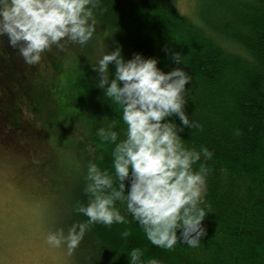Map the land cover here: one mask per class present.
I'll use <instances>...</instances> for the list:
<instances>
[{"label": "trees", "instance_id": "16d2710c", "mask_svg": "<svg viewBox=\"0 0 264 264\" xmlns=\"http://www.w3.org/2000/svg\"><path fill=\"white\" fill-rule=\"evenodd\" d=\"M204 4L200 22L178 12L177 0H98L92 38L84 45L51 46L35 65L26 64L0 36V149L19 157L30 149L47 153V134L58 133L60 144H70L72 131L82 132L72 149L84 163L69 190L65 218L58 211L56 216L64 221L58 226L64 237L74 223L88 219L75 210L89 199L88 163L115 176L114 144L102 141L97 130L115 120L123 139L127 127L119 107L97 87L99 75L92 68L97 59L118 45L124 59L140 53L156 58L164 72L181 67L190 76L184 111L201 127H184L179 135L185 146L212 153L193 165L207 169L201 205L208 212L202 221L206 234L197 247L178 241L165 249L151 244L128 215L127 224L89 225L69 249L73 264H129L134 248L144 264L152 258L161 264H264V0ZM174 52L180 64L173 62ZM113 72L110 63V78ZM171 119L180 125L178 117ZM116 206L127 215L123 204ZM125 229L128 237L121 235Z\"/></svg>", "mask_w": 264, "mask_h": 264}, {"label": "clouds", "instance_id": "9594fccd", "mask_svg": "<svg viewBox=\"0 0 264 264\" xmlns=\"http://www.w3.org/2000/svg\"><path fill=\"white\" fill-rule=\"evenodd\" d=\"M98 0H0V36H6L23 61L35 65L52 45L63 49V42L86 44L93 36L96 21L93 8ZM180 54L172 60L180 64ZM114 72L109 73V64ZM157 59L134 53L124 59L120 46L104 51L92 68L98 73V86L121 110L127 126L124 138L118 139L117 121L97 130L102 141L114 144L112 167L115 176L94 162L87 165L85 192L87 204L76 211L88 219L73 224L66 239L69 249L83 238L88 226L101 223H138L151 244L171 249L178 243L197 247L206 234L202 225L208 213L202 207L207 191V169L193 165L212 153L204 146L199 150L185 146L179 135L184 127L200 128L184 111L186 84L190 76L181 67L164 72ZM175 115L177 125L171 119ZM114 180L117 186L113 187ZM125 181H127V191ZM119 201L127 215L116 206ZM179 235L177 234V230ZM121 235L128 237L129 230ZM49 239L59 244L61 239ZM141 250L130 252L129 264H144ZM147 264H161L152 258Z\"/></svg>", "mask_w": 264, "mask_h": 264}, {"label": "rangeland", "instance_id": "374dc122", "mask_svg": "<svg viewBox=\"0 0 264 264\" xmlns=\"http://www.w3.org/2000/svg\"><path fill=\"white\" fill-rule=\"evenodd\" d=\"M204 2L206 0H177L176 6L181 14L202 22ZM70 54L69 48L66 67L72 60ZM43 57L42 53V60ZM79 129L72 131L73 143L70 144L64 141L60 144L58 133L47 134V153L30 149L26 157H19L0 149V196L7 209L0 264H73L64 233L59 230L64 221H57L56 216L59 217L58 211L60 218H65L69 190L84 163L77 158L80 151L72 149L82 140ZM69 137L66 134L64 138ZM35 154L39 155L38 159ZM53 202L56 212L38 214L41 205L51 206ZM52 235L61 239L58 245L49 239Z\"/></svg>", "mask_w": 264, "mask_h": 264}, {"label": "snow or ice", "instance_id": "6c2138e0", "mask_svg": "<svg viewBox=\"0 0 264 264\" xmlns=\"http://www.w3.org/2000/svg\"><path fill=\"white\" fill-rule=\"evenodd\" d=\"M57 211V207L55 205V202H53L51 204V206H44L41 205L38 209L37 212L38 214H44V213H48V212H56ZM6 206H5V202L3 200V197L0 196V245H3L4 240H5V232H6Z\"/></svg>", "mask_w": 264, "mask_h": 264}]
</instances>
